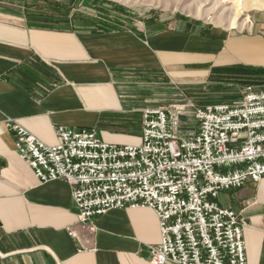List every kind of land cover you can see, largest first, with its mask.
Masks as SVG:
<instances>
[{"label":"crops","instance_id":"0c3cea01","mask_svg":"<svg viewBox=\"0 0 264 264\" xmlns=\"http://www.w3.org/2000/svg\"><path fill=\"white\" fill-rule=\"evenodd\" d=\"M168 79L264 88V11L244 31L202 24L151 31L143 23L123 30L71 21L46 0H0V264H151L148 246L160 239L151 208L110 209L82 224L69 184L40 182L4 121L46 144L57 141V126L135 144L141 111L152 107L137 85ZM217 202L246 220V264H264V177L221 190Z\"/></svg>","mask_w":264,"mask_h":264},{"label":"built area","instance_id":"2783aa9c","mask_svg":"<svg viewBox=\"0 0 264 264\" xmlns=\"http://www.w3.org/2000/svg\"><path fill=\"white\" fill-rule=\"evenodd\" d=\"M187 117L193 126L182 132ZM140 119L135 144L64 126L46 144L11 118L4 124L40 182L69 184L82 224L110 209L151 208L160 237L148 246L151 264H246V220L217 199L264 177V88L242 86L239 103L144 107Z\"/></svg>","mask_w":264,"mask_h":264},{"label":"rangeland","instance_id":"374dc122","mask_svg":"<svg viewBox=\"0 0 264 264\" xmlns=\"http://www.w3.org/2000/svg\"><path fill=\"white\" fill-rule=\"evenodd\" d=\"M46 4L71 21L99 25L102 29L125 30L143 23L151 31L169 29L177 24L186 27L216 25L244 31L250 29L254 18L264 11V0H46ZM233 15H236V21L231 24L229 22ZM168 81V84L164 81L138 84L137 88L146 93L147 104L152 107H164L187 99L194 106L201 107L216 103H239L240 88L245 86L242 83L232 84V79L220 80L222 84L217 87L210 86L207 80L199 87ZM222 95L230 100H222ZM192 126V119L187 117L182 132L190 130Z\"/></svg>","mask_w":264,"mask_h":264},{"label":"bare ground","instance_id":"6f19581e","mask_svg":"<svg viewBox=\"0 0 264 264\" xmlns=\"http://www.w3.org/2000/svg\"><path fill=\"white\" fill-rule=\"evenodd\" d=\"M242 1V0H241ZM241 3V2H240ZM240 8V7H239ZM263 8V7H262ZM235 11V10H234ZM236 21V15L231 16L230 22L231 24H234Z\"/></svg>","mask_w":264,"mask_h":264}]
</instances>
